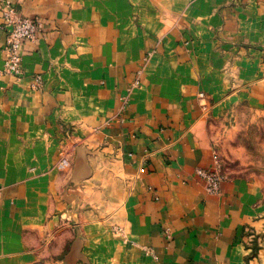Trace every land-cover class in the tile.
<instances>
[{
  "label": "crops",
  "instance_id": "crops-1",
  "mask_svg": "<svg viewBox=\"0 0 264 264\" xmlns=\"http://www.w3.org/2000/svg\"><path fill=\"white\" fill-rule=\"evenodd\" d=\"M14 2L44 25L5 72L0 16V264H261L264 174L197 169L264 112V0Z\"/></svg>",
  "mask_w": 264,
  "mask_h": 264
},
{
  "label": "rangeland",
  "instance_id": "rangeland-1",
  "mask_svg": "<svg viewBox=\"0 0 264 264\" xmlns=\"http://www.w3.org/2000/svg\"><path fill=\"white\" fill-rule=\"evenodd\" d=\"M248 115L235 118V126L229 132V141L225 152L220 157V170L224 175L234 174H264V112L252 118V123L246 120ZM246 125V126H244ZM263 233L253 236L252 255L264 247V240L259 239ZM264 261L262 259V263Z\"/></svg>",
  "mask_w": 264,
  "mask_h": 264
},
{
  "label": "built area",
  "instance_id": "built-area-1",
  "mask_svg": "<svg viewBox=\"0 0 264 264\" xmlns=\"http://www.w3.org/2000/svg\"><path fill=\"white\" fill-rule=\"evenodd\" d=\"M0 16L3 19L4 26L7 30L5 72L20 74L23 69V55L21 50L28 40L35 39L43 29L44 22L39 17H29L20 13L14 0L0 1ZM60 167L64 168L69 165L67 153H63L59 161ZM198 174L205 182L206 190L209 193H218L224 176L217 165L214 168L197 169Z\"/></svg>",
  "mask_w": 264,
  "mask_h": 264
}]
</instances>
